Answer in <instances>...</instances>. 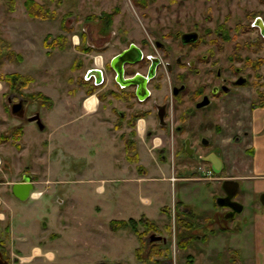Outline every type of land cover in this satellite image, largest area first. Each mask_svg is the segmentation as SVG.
I'll return each instance as SVG.
<instances>
[{"label":"rangeland","instance_id":"rangeland-1","mask_svg":"<svg viewBox=\"0 0 264 264\" xmlns=\"http://www.w3.org/2000/svg\"><path fill=\"white\" fill-rule=\"evenodd\" d=\"M27 1L39 6L38 12L43 18L30 17L26 8ZM260 17L264 20V0H0V105L2 107L9 94L15 93L28 98L29 104H37L38 106H31L30 110L39 109L41 117H45L47 113L43 106H47V103H42L40 96L46 97L42 92L47 89L53 93L57 90L76 93L84 89L87 95H90L91 91H94L92 94L97 92L98 98L107 104L113 102L109 94L110 88H114L109 68L110 60L129 46L135 45L142 50L144 56H161L162 59L165 58L163 62H168L172 67L170 73L162 66L157 72L158 78L162 80H156L148 87L151 101L156 100L157 103H161L162 99L169 101L167 122L170 126L180 127L181 132H177L178 134L174 130V139L177 149L183 150L179 153V159L187 162L188 173L191 174L194 168L202 165L201 156L218 152L212 143L216 136L214 127H217L215 124L219 102L212 101L209 106L194 111L193 113H196L190 114V120L187 119L188 113L194 110V104L172 102L173 86L185 83L191 92L202 86V82L208 78L204 76L206 68L201 66L200 74L186 72L187 74L184 73L179 78L184 81H176L174 58L180 53L186 54L193 47H182L179 36L182 33L196 31L200 39L190 56L212 52L217 62L214 71L218 67L225 70L235 68L237 65L235 61L240 56L243 60L252 58V62L257 58L259 72L263 74L264 45L258 46L257 56L245 51L251 47V39L257 36L254 23L256 18ZM156 42L162 44L164 48L157 47ZM101 57L106 74L105 83L104 86H94L91 79L85 80V76L93 65L99 63L98 59ZM24 58L25 61L22 62ZM140 65L141 71L145 72L147 64L140 62ZM129 70L131 69L126 68L127 72ZM10 74L27 77L31 82L21 89L11 91L8 82L2 80L4 76ZM249 86L251 87L250 84ZM249 86L238 88L234 91L235 95L226 96L223 101H233L241 97L252 101L253 104L260 102V98L256 100L252 97L254 95ZM118 97L123 99L122 95ZM129 103L117 102L118 105L113 108L114 117H118L117 111L130 118L135 110H148L138 117L149 116L155 120L151 104L143 106L137 104L132 107L134 105L132 101ZM63 111L66 109L58 106L52 115L55 117L58 115L60 123L76 114L75 110L71 111V117L66 119V116L63 117ZM14 123L17 124L0 110V142L5 129L8 130ZM25 126L27 127L22 141L23 148L28 147L33 139L34 144H37L33 148H39V140H45L47 133L40 131L33 123H26ZM203 140L211 141L212 145L203 147ZM187 141L191 143L194 155H188ZM10 146L8 143L0 146V159L9 161L7 154ZM13 163L16 165L19 161ZM20 164L29 166L30 159L22 158ZM0 168L4 169L2 165ZM198 173L201 176L200 171ZM4 174H7L9 176L7 180H10L17 173L14 170L9 175L0 171V175ZM63 176L57 173L50 174L49 184L33 190L43 191L38 194L40 196L35 199L29 198L25 202L14 198L9 187L7 192L0 190V213L5 215L3 224L0 222V250L8 264H18L19 261L15 259V254L14 256L11 254L10 251L14 249L4 236L6 226L10 224L15 227L14 238L11 240L14 245L22 244L23 248L28 250L23 251V254L27 255L30 253L29 249L38 244V237L33 234V227L30 224L34 223L37 228L45 229L43 223L47 219L49 229L44 233L48 237L49 248L56 253L57 259L49 260L50 255L45 257L38 255L36 259L23 260V264H162L165 261L173 264H254L252 258L246 262L239 253L235 254L236 260L232 259L233 251H228L224 247L217 225L214 226L213 235L204 237L203 234H207L203 229L204 225H207L205 217L212 216L209 211L213 209V203L211 204V201L209 204H206L207 201L203 203L202 198L192 199L193 205L187 204L188 209L199 218L195 220L198 227L193 229L190 235L181 236V239L177 236V215L173 218L168 212H163L165 215L162 220L157 217L158 213L157 216H153L154 222L147 219L155 226L151 231L146 230L140 222L137 232L145 245L151 246L142 249L141 257L137 258L134 256V250L139 246V235L128 228L114 232L109 228L107 220L110 218L111 222L115 217L114 211L119 207L111 202L110 215H106L100 196L95 198L90 187L83 190L84 194H78L72 185H63L60 182ZM58 193L64 194L66 200L64 204L55 202L54 197ZM98 203L102 206L100 215L95 209ZM251 207L252 204L246 206L244 212L252 210ZM262 208L260 206L259 210ZM178 215L187 220L181 213ZM59 217L65 221L66 230L59 233L57 238L50 239L51 232L56 231V220ZM109 230L110 251L105 250V253L97 251L94 247L95 241L103 240L104 236L101 234ZM153 234L165 238L166 241L150 243V236ZM19 236H25L26 243L18 241ZM190 236L193 239H188ZM36 255L37 251L34 252V256ZM99 258L104 263L98 261Z\"/></svg>","mask_w":264,"mask_h":264},{"label":"crops","instance_id":"crops-1","mask_svg":"<svg viewBox=\"0 0 264 264\" xmlns=\"http://www.w3.org/2000/svg\"><path fill=\"white\" fill-rule=\"evenodd\" d=\"M24 61L25 58L22 62ZM103 65L102 61L93 65L87 71L85 80L91 79L92 84L98 83L91 73L94 70L99 71L105 79ZM42 93L50 104L43 106L47 113L42 117V131L47 133L46 139L39 140V148H33L37 145L33 142L35 139L30 141L28 147L23 148L22 141L27 127L24 126L22 135L15 139L7 154L11 167L17 166L16 169L12 168L17 174L0 184V190L7 192L8 187L11 190L22 171L30 173L33 190L49 184L50 174H62L64 176L60 182L72 185L78 194H84L83 190L90 187L95 198L100 196L106 215H110L111 202L117 205L119 208L114 211L115 217L111 221L139 220L145 217L153 222V216H157V213V217L163 219L164 208L173 209L177 203L193 205L191 200L194 198H202L203 203L207 201L206 204H209L211 201L212 204L216 196L222 195L221 181L207 182L198 172L188 173L189 165L180 160L179 153H176V140L174 137L170 138L168 129H158L152 117H139L131 125L127 117H114L113 108L118 105L117 102L107 104L98 98L97 92L87 95L84 89L76 93L63 90L53 93L47 89ZM88 100L94 101V104H88ZM250 103L247 100L242 104H221L215 127L216 136H212V144L218 150L213 153L220 159L218 176L221 180L238 183L236 200L242 205V212L237 214L233 222H227L222 231L219 230V234L228 251L239 253L246 262L252 258L254 264H264V206L258 201L259 196L264 193V106ZM58 106L66 109L63 111L66 119L71 117V111L75 110L76 114L60 123L58 115L52 116ZM131 132H134L131 138L134 152L127 153L125 141ZM133 155L137 157L136 162L128 160V156ZM27 157L30 159L29 166L21 165L20 160ZM13 161H19V164L13 165ZM208 166L211 167L210 164ZM41 192L43 191H33L30 198L39 197ZM54 199L58 204L66 202L63 193L55 194ZM249 202L252 210L245 213L246 206L251 205ZM254 202L257 204H253ZM102 206L98 203L95 207L99 215ZM260 206L263 207L262 210H259ZM226 211L218 210L220 214H225ZM209 212L213 214L214 211L212 209ZM4 219L5 215L0 213L1 224ZM107 221L109 225L110 218ZM64 223L61 217L56 220V231L51 232L50 239L65 232ZM30 226L33 227V234L38 237V244L33 245L29 249L30 253L24 255L23 251L28 250L22 244L14 245L12 240L15 227L8 224V243L14 249L10 252L13 256L15 254L18 264H23V260L36 259L38 255H50L49 260L57 259L56 253L49 248L48 237L44 233L49 229V220L43 223L46 230L37 228L34 223ZM214 226L216 224H211L210 229L214 230ZM101 235L104 239L95 241L94 247L105 253L110 251V230ZM17 239L25 243L27 240L25 236Z\"/></svg>","mask_w":264,"mask_h":264},{"label":"flooded vegetation","instance_id":"flooded-vegetation-1","mask_svg":"<svg viewBox=\"0 0 264 264\" xmlns=\"http://www.w3.org/2000/svg\"><path fill=\"white\" fill-rule=\"evenodd\" d=\"M254 27L256 28L255 31H257V36L253 37L251 39V47L249 49H246L245 51L250 52L251 55L253 56H257V48L262 47L264 45V20L260 17V18H256L255 23H254ZM197 33L196 31H191V32H186V33ZM249 33V32H248ZM184 34V33H182ZM182 34L179 36V43L182 47H192V49L187 52L186 54L184 53H180L178 54L175 58H174V66L177 70L176 72V81L177 82H182L184 80L179 79L181 78V76L184 75V73H192V74H200V67L203 66L206 68L205 70V74L204 76H207L208 78H206L205 82H202V86H199V88L191 90V92L187 89L186 84L182 83L179 85H175L172 87L171 89V94H172V102L175 101V104H194V110L190 113H188L189 115V119L190 120V114H194V111L196 110H200L202 108H205L207 106H209L210 104H212V101H218L219 105H218V111L220 108L221 104H242L247 102V100L243 99V98H239L233 101H223L224 97L226 96H233L235 95V92L238 88H246L247 86H249V84L251 85V89H252V94L255 97L256 100H258L260 98V102H255V104L259 105V106H264V72L263 74L259 72V66H258V60L257 58H254V62H252V58H246V60H243L242 57H238L236 62V67L233 69H229V70H225L222 67H218L215 69V71L213 70L214 67L217 65V62L214 59V54L212 52H207L205 54L199 55V54H195L194 56H190L192 53L191 51L194 50V46L198 43L199 41V35H198V40L194 43H187V44H183L181 41V37ZM198 34V33H197ZM157 47L160 48H164V46L162 44H160L159 42L155 43ZM130 47V46H129ZM128 47V48H129ZM127 48V49H128ZM262 50V49H260ZM142 57L141 59L134 64H126L123 67V74H124V79H128V78H135L138 81L144 82L145 81V85L144 88L141 89L139 91L138 89V84L135 85H130V86H126V87H121L119 85V83L116 81V75L115 72L111 66L112 64V60L114 59L111 58L110 63H109V68L112 72V86H114V88H110L109 90V94H111L110 98L113 100V102H120V103H126V104H130L129 102L132 101V104H134L132 107H135V105H139V106H143L145 104H151L153 111H154V117H155V122H156V127L158 129H168L170 128V138L173 139L174 137V130L176 131V133L180 131V127L177 126H170L168 124V120H167V115H168V108H169V101L166 99H162L161 103H157L156 100H152L151 101V93L149 91V84L155 82L156 80H162V78H158V71L159 69H161L162 66H164L165 70L167 72L172 71V67L168 62H163L162 57H157V56H144L142 50L140 49ZM120 54V53H119ZM144 58V59H143ZM188 59L186 62L185 60ZM146 60V61H145ZM140 62L147 64V69L145 70V72L141 71V66ZM139 69H136V68ZM126 68H130L131 70H129V72L126 71ZM262 71V70H261ZM186 73V74H187ZM262 74V75H261ZM188 76V75H186ZM188 82L190 80V77H188ZM105 83V79L102 77L100 81H98V83L96 84V82H94V86H104L103 84ZM211 84V85H208ZM237 84V85H236ZM157 91V89H154ZM221 92V93H220ZM219 93V95H218ZM119 95L123 96V99H121L120 97H118ZM239 96V95H237ZM127 99V100H125ZM205 99L208 101V105L204 106L202 108H197V104H200L201 102L205 101ZM4 104H2V107L0 105V110L3 112V114H7L9 117H11L12 120H15L17 122L12 124V126L9 127V129H5V131L2 134V139L0 142V146L3 144H7L10 146L11 144H14L15 138H17L18 136L20 137L23 133V129L22 127L25 126L26 123H33L37 126V121H33V122H28L29 118H32L36 115H39L41 122L42 121V117H41V113L38 110H30V107L33 105H37V104H29L30 101L28 98L23 97L22 95H17V94H9V96L6 97V99L3 101ZM250 104H253V102L251 101ZM253 104V105H255ZM42 104H39V106H41ZM22 107L23 109V113L21 116L20 112L21 110L19 109V107ZM38 106V105H37ZM131 107V108H132ZM162 107V108H161ZM130 108V109H131ZM28 110H30V112L28 113ZM148 110H139V111H134L132 112V116L130 115L129 121L132 120L133 121H137V119L139 118L138 116L143 113V112H147ZM159 111H163L165 116H164V120L162 122V124H160V121L158 119V112ZM117 116H121V117H125L124 114H122V112L117 111ZM147 116H145L146 118ZM19 123V124H18ZM22 124V125H20ZM19 125V126H18ZM173 125V124H172ZM216 125V124H215ZM216 127V126H215ZM214 127V131L216 133V128ZM181 132V131H180ZM177 133V134H178ZM211 144V141H202V145L203 147H209ZM212 145V144H211ZM177 146V145H176ZM185 147V146H184ZM192 145L189 141H187L186 144V151L188 153V155H194V150L191 149ZM183 152L182 149H177L176 147V153H180ZM210 156H214L217 157L214 153H208L205 154L204 156L200 157V160L202 162V165L198 166L197 168L193 169V173H197L200 171L201 173V177L206 180L207 182H220V189L222 190V182L224 180H221V178H219L218 173H215L214 170L212 169V164L207 162L206 160H204L205 158H208ZM218 158V157H217ZM219 159V158H218ZM220 160V159H219ZM208 164L211 165L208 166ZM0 165H2L4 167V169H1V171L8 173L9 175L12 174L13 169L11 167V165L9 164L8 161H6L5 159H0ZM211 168V169H210ZM26 175H30L29 172L27 171H22L17 179V182L21 181L22 178ZM7 178H9V176L6 174H4L3 176L0 175V184L7 182ZM263 194V193H262ZM224 197V193L222 190V195H218L214 198L213 200V214L212 216H207L205 217L206 221H207V225H204L203 229H204V233L207 234H203L204 237L207 235H213L215 233L214 230L210 229V225L211 224H216L219 228L220 231H222V228L226 225L227 222H233L235 220V217L237 216L232 214L231 210L227 207H220L217 205V200L219 198ZM237 197V193L235 195L234 200L239 203L236 200ZM259 201V199H258ZM260 203V202H259ZM261 205V204H260ZM262 206V205H261ZM219 209H225L227 210L225 214H220L218 212ZM168 214L170 216H172L173 218H175L176 215H178L179 213L182 214L183 217H186L188 215H193L194 219L197 221L199 218L192 213V211L190 209H188L187 206L181 205L180 203H177L174 208L172 210H168L167 211ZM166 212V213H167ZM201 219V218H200ZM198 227V224L196 225L195 229ZM200 237V236H199ZM197 236V238H199ZM163 242V241H162ZM164 243V242H163ZM1 254L2 251L0 250ZM3 256V255H2ZM232 259H237V256H235V254H231ZM238 262V261H237Z\"/></svg>","mask_w":264,"mask_h":264},{"label":"water","instance_id":"water-1","mask_svg":"<svg viewBox=\"0 0 264 264\" xmlns=\"http://www.w3.org/2000/svg\"><path fill=\"white\" fill-rule=\"evenodd\" d=\"M198 40V34L197 33H184L182 34L181 41L183 44L187 43H195ZM142 57L141 51L138 47L135 45H131L128 49L122 51L120 54L114 57L112 60V68L116 75V81L119 83L121 87H126L130 85L138 84L139 91L144 88L145 81L141 83V81H138L135 78H128L124 79L123 74V67L126 64H134L137 63ZM97 79V81L101 80V73L99 71H92L91 72ZM208 100V99H207ZM205 99V101L201 102L200 104H197V108H202L204 106L208 105V101ZM162 108V107H161ZM19 109L21 110L22 107L20 106ZM23 109L20 112V115H22ZM158 119L160 121V124H162L164 120V112L159 111L158 112ZM37 121L38 129L42 131L44 129V124L41 122L39 115H36L32 118L28 119V122ZM207 162L212 164V169L215 173H218L220 171V160L217 157L210 156L208 158H205ZM222 190L224 193V197L219 198L217 200V205L220 207H227L231 210L233 216L236 214H240L242 212V205L237 203L234 198L238 191V183L233 180H224L222 182ZM12 195L17 198L21 202L27 201L31 193L33 191V185H32V177L30 175H26L22 178L21 181L16 182L12 185L11 188ZM259 202L262 206H264V193L259 196ZM165 242L166 239L161 236H156L155 234L150 236V243L155 242ZM0 264H8V262L3 258L1 252H0ZM162 264H173L172 262L165 261Z\"/></svg>","mask_w":264,"mask_h":264},{"label":"trees","instance_id":"trees-1","mask_svg":"<svg viewBox=\"0 0 264 264\" xmlns=\"http://www.w3.org/2000/svg\"><path fill=\"white\" fill-rule=\"evenodd\" d=\"M26 8L29 12V15L30 17H33V18H43V16L38 12L39 11V6L32 2V1H27L26 2ZM5 79L6 82H8V85L10 87V90L11 91H15L17 88H23L25 87L26 85H28L31 80L27 77H23V76H20V75H17V74H10V75H7V76H4L2 78V80ZM95 89V88H93ZM88 93L90 92L89 90L87 91ZM92 92L94 91H91L89 94H92ZM41 98V102L42 103H47L48 106H50L49 104V99L44 97V96H40ZM132 125V120L129 121ZM134 136V132H131L129 134V137L128 139H126L125 141V148H126V151L127 153H130V152H134V142L131 138H133ZM18 138V137H17ZM16 139V138H15ZM128 160H130L131 162H136L137 161V157L136 155H133V156H128ZM167 208H164L162 211L163 212H167ZM187 217V220H184L182 219L181 217H179V215L176 216V220L178 221L177 223V236L180 237L181 239V236H185L186 234H191L193 229H195L197 223L193 217V215H188L186 216ZM142 223L143 226H145V229L148 230V231H151L152 229H155L152 225V223H150L146 218L142 217L139 221H135L133 219H129L127 221H111L110 222V229L111 231H117L119 229H130L134 234L136 235H139L138 232H137V226L139 223ZM150 224V225H149ZM8 231H9V228L8 226H6V231H5V238L8 237ZM180 233V234H179ZM141 235L138 236V243H139V246L138 248L135 250V256L137 258H140L141 257V250L144 249L147 245H145V242L143 240H141ZM188 239H193L192 236L188 237ZM151 246V245H149ZM149 246H147L148 248H150Z\"/></svg>","mask_w":264,"mask_h":264},{"label":"bare ground","instance_id":"bare-ground-1","mask_svg":"<svg viewBox=\"0 0 264 264\" xmlns=\"http://www.w3.org/2000/svg\"><path fill=\"white\" fill-rule=\"evenodd\" d=\"M194 44H196V43H194ZM144 59V58H143ZM98 62L100 63V59H98ZM237 85V84H236ZM221 93V92H220ZM218 95H219V93H218ZM88 104H91V105H93L94 104V101H92V100H88ZM253 150V149H252ZM211 169V168H210Z\"/></svg>","mask_w":264,"mask_h":264}]
</instances>
